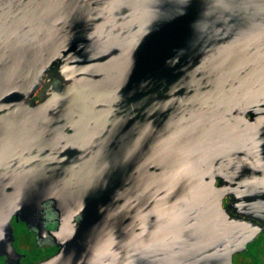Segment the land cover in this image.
Segmentation results:
<instances>
[{"label": "water", "instance_id": "1", "mask_svg": "<svg viewBox=\"0 0 264 264\" xmlns=\"http://www.w3.org/2000/svg\"><path fill=\"white\" fill-rule=\"evenodd\" d=\"M1 130L7 263L51 200L33 264H233L264 232V0H0Z\"/></svg>", "mask_w": 264, "mask_h": 264}, {"label": "flooded vegetation", "instance_id": "2", "mask_svg": "<svg viewBox=\"0 0 264 264\" xmlns=\"http://www.w3.org/2000/svg\"><path fill=\"white\" fill-rule=\"evenodd\" d=\"M34 102L39 101V93L36 91L33 93ZM247 118H250V114H246ZM3 135V131H0V137ZM238 160H233V162L226 163L221 166V170L217 171L213 180L211 181V186H207V182L204 180L194 179L190 177H184L178 180L179 189H173L175 191H184L200 188L207 190L205 188L211 187L210 190L213 192H227L232 188H236L241 184L242 179L246 177V173L243 170L237 168ZM19 166V164H18ZM236 166V167H235ZM17 167V163L16 166ZM17 171V170H16ZM7 174L12 172V170H0ZM229 200V195L225 194L222 198V206H225ZM42 211L37 213L34 218V222L31 224H26L24 221L20 220L18 216L13 215L11 218V225L13 228L14 240L13 245L15 249L22 255L19 261V264H33L35 262L46 259L47 257L53 255L58 246L56 241L51 234V230H56L58 226L59 213L56 210V206L53 201L49 200L43 203ZM82 218V213L77 212L73 214L72 222H79ZM19 231V232H18ZM22 234V235H20ZM20 235V238L24 236V240L20 239V246L24 250L17 248V237ZM19 239V238H18ZM16 241V243H15ZM257 242L263 245L261 255L256 254L259 264H264V232H259L253 239L252 242L248 243L246 249L242 252L234 253L232 256L233 264H252L249 259L242 258L241 260L236 261L234 258L239 255H243L247 251V247L250 245L256 244ZM263 243V244H262ZM31 248L34 256L31 257L29 254V249ZM29 257L31 259H29ZM5 260V257H4ZM5 264H9L5 261Z\"/></svg>", "mask_w": 264, "mask_h": 264}, {"label": "rangeland", "instance_id": "3", "mask_svg": "<svg viewBox=\"0 0 264 264\" xmlns=\"http://www.w3.org/2000/svg\"><path fill=\"white\" fill-rule=\"evenodd\" d=\"M20 235H22V234H20ZM20 235L17 237V243H16V241H15V243H16L18 249L24 250L23 247L20 246V244H21L20 239L24 240V236L20 238ZM262 248H263V245H261V243H259V242H257L256 244L254 243L253 245H250L247 247V251L243 255L236 256L234 258V260H235V262L236 261L239 262V260H241L242 258H246V259H249V261H251L252 264H259L258 259H260V258L257 257L256 254L261 255ZM28 251H29V254H32L30 256L33 257L34 254L31 250V248ZM29 259H31V258L29 257Z\"/></svg>", "mask_w": 264, "mask_h": 264}, {"label": "snow or ice", "instance_id": "4", "mask_svg": "<svg viewBox=\"0 0 264 264\" xmlns=\"http://www.w3.org/2000/svg\"><path fill=\"white\" fill-rule=\"evenodd\" d=\"M0 264H5L3 252H0Z\"/></svg>", "mask_w": 264, "mask_h": 264}]
</instances>
